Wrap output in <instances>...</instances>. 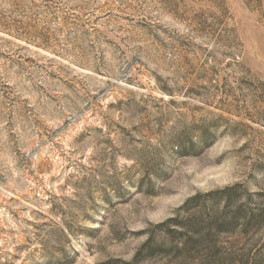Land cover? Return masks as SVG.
Returning a JSON list of instances; mask_svg holds the SVG:
<instances>
[{
    "label": "rangeland",
    "instance_id": "1",
    "mask_svg": "<svg viewBox=\"0 0 264 264\" xmlns=\"http://www.w3.org/2000/svg\"><path fill=\"white\" fill-rule=\"evenodd\" d=\"M259 206L264 0H0V264H264Z\"/></svg>",
    "mask_w": 264,
    "mask_h": 264
},
{
    "label": "trees",
    "instance_id": "2",
    "mask_svg": "<svg viewBox=\"0 0 264 264\" xmlns=\"http://www.w3.org/2000/svg\"><path fill=\"white\" fill-rule=\"evenodd\" d=\"M244 221H245V225H249V226H252V225H261V224H264V206H259L257 207L256 209H245L244 210ZM223 222H217L216 220L215 221H212L211 224L209 225L208 229H207V232H204V233H201V234H198L195 238V241L199 246H202L203 244L206 245V249L208 251V254L211 253V255L213 256H216L215 253H218V248L215 244V241H214V237H213V234L210 233V231L212 229H216L218 230L221 225H222ZM188 240H189V237L188 236H185L184 238H182L179 246H175V249L176 250H182V249H186L187 246H188ZM203 248V247H201ZM227 256H229V254H227ZM226 256V257H227ZM237 257V255L235 256L234 255V259ZM239 261L241 260V258H238ZM224 261H228L227 263H224L220 260H216V261H209V262H206L207 264H230V263H233V260H230L229 262V259L226 258V260Z\"/></svg>",
    "mask_w": 264,
    "mask_h": 264
}]
</instances>
